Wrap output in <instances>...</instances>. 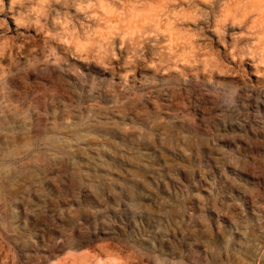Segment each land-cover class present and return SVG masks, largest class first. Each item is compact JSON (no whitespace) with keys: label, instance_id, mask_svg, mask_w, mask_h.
Masks as SVG:
<instances>
[{"label":"rangeland","instance_id":"rangeland-1","mask_svg":"<svg viewBox=\"0 0 264 264\" xmlns=\"http://www.w3.org/2000/svg\"><path fill=\"white\" fill-rule=\"evenodd\" d=\"M242 67L249 88L223 107L153 94L145 123L165 121L166 135H141L132 113L92 121L68 96L29 112L19 123L32 138L76 140V151L31 170L0 205V264H264V85Z\"/></svg>","mask_w":264,"mask_h":264},{"label":"clouds","instance_id":"clouds-1","mask_svg":"<svg viewBox=\"0 0 264 264\" xmlns=\"http://www.w3.org/2000/svg\"><path fill=\"white\" fill-rule=\"evenodd\" d=\"M0 16L16 24L15 34L7 24L0 32L5 211L27 190L31 170L76 151V140L32 138L27 122L19 123L52 97L68 96L92 121L132 113L144 125L134 128L141 135L157 128L166 135L165 121L145 123L151 97L165 87L184 90L192 106L214 97L223 107L229 95L249 88L244 64L264 85V0H0ZM0 227L9 232L7 223Z\"/></svg>","mask_w":264,"mask_h":264},{"label":"bare ground","instance_id":"bare-ground-1","mask_svg":"<svg viewBox=\"0 0 264 264\" xmlns=\"http://www.w3.org/2000/svg\"><path fill=\"white\" fill-rule=\"evenodd\" d=\"M4 22H5V21H4ZM4 22H3V23H4ZM4 24H6V23H4ZM1 25H2V23H1ZM83 261H84V260H83ZM84 263H85V262H84Z\"/></svg>","mask_w":264,"mask_h":264}]
</instances>
